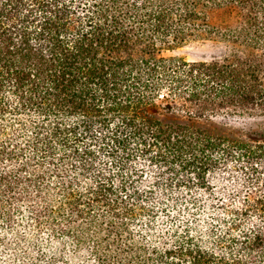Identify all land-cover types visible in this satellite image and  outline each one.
I'll return each instance as SVG.
<instances>
[{"label":"trees","instance_id":"1","mask_svg":"<svg viewBox=\"0 0 264 264\" xmlns=\"http://www.w3.org/2000/svg\"><path fill=\"white\" fill-rule=\"evenodd\" d=\"M220 116L264 117V0H0V264H264V135Z\"/></svg>","mask_w":264,"mask_h":264},{"label":"rangeland","instance_id":"2","mask_svg":"<svg viewBox=\"0 0 264 264\" xmlns=\"http://www.w3.org/2000/svg\"><path fill=\"white\" fill-rule=\"evenodd\" d=\"M229 52L230 47L224 41L215 38H207L187 41L172 50H168L166 53L184 57L191 61H200L223 58ZM161 112L162 115L166 114L163 110H161ZM214 122L229 131L242 130L264 135L263 116H220L214 118ZM198 123L212 126L207 120H198Z\"/></svg>","mask_w":264,"mask_h":264}]
</instances>
